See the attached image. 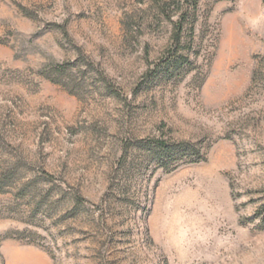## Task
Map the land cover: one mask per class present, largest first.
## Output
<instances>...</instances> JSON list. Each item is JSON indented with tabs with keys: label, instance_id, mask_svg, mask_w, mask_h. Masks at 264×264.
Wrapping results in <instances>:
<instances>
[{
	"label": "rangeland",
	"instance_id": "obj_1",
	"mask_svg": "<svg viewBox=\"0 0 264 264\" xmlns=\"http://www.w3.org/2000/svg\"><path fill=\"white\" fill-rule=\"evenodd\" d=\"M0 264H264V0H0Z\"/></svg>",
	"mask_w": 264,
	"mask_h": 264
},
{
	"label": "trees",
	"instance_id": "obj_2",
	"mask_svg": "<svg viewBox=\"0 0 264 264\" xmlns=\"http://www.w3.org/2000/svg\"><path fill=\"white\" fill-rule=\"evenodd\" d=\"M185 1L190 3L192 6H195L198 0H185ZM175 27L176 28H175V31L172 37L173 47H172L171 52L168 54L167 62L170 63L169 66H171L172 68L176 70V69H179L185 66L188 63V60L184 55L179 54V50H180L179 47L181 45L182 29H183L181 22L177 24ZM57 69L60 72H62L65 69V67L61 66V67H57ZM156 149H157L156 151L159 154V158H158L159 161H163L167 159L168 160L174 159L180 156L181 154H184L185 152H187L181 146L170 147L164 141L157 143ZM189 152H190V156L191 155L197 156L199 154L198 152L196 153L194 149L189 150ZM198 161L200 160L199 159L195 160V162H198Z\"/></svg>",
	"mask_w": 264,
	"mask_h": 264
}]
</instances>
